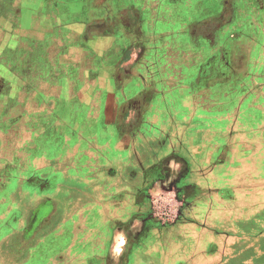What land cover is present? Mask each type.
I'll list each match as a JSON object with an SVG mask.
<instances>
[{"label": "rangeland", "instance_id": "1", "mask_svg": "<svg viewBox=\"0 0 264 264\" xmlns=\"http://www.w3.org/2000/svg\"><path fill=\"white\" fill-rule=\"evenodd\" d=\"M29 1L0 0V54H2L0 57V116L8 108L7 105L11 98L20 97L22 99L20 103L22 105L20 113L22 114L35 109L45 110L46 106L40 105L43 104L40 101L42 98L48 104L56 102L64 104L69 101L70 103L74 101L75 104L90 102L91 105L93 104L97 116L100 113L103 116L106 115L107 123L119 118V122H115V126L111 128L108 126L106 132L110 133V130H115L119 125V130H123L125 138L118 140L117 147L124 149L121 156L118 155L116 160L114 157L111 161L114 169L121 168L122 163H129L130 170H135L138 168L139 162L149 167L144 177V180L147 181L145 197L150 200L144 214L146 220L142 225H137L138 229L136 221H133L132 232L129 231L130 228L126 230L124 225L119 226L115 231L113 250L107 257L108 264H123L121 257L126 254V248L132 241V236L135 234L133 242H141L142 239L140 240L135 232L144 227L148 228L151 224L164 228L172 227L171 258L166 254L165 248L161 249L159 253L160 261L157 260L158 255H154L152 251L144 250L145 260H139V263L232 264L233 262V264H263L264 219L261 220L259 217L264 215V131L261 130L264 129V124L261 125V129L258 128L259 130L256 131L254 128V131L251 127L248 128L247 123L245 125L227 124L228 128L226 130L223 128L221 131L224 130L225 137L230 138L231 141L236 138V142L234 145L231 144L232 146L229 147L231 149L225 148L224 151L230 150L229 153H221L219 157L212 154L214 149L202 155L200 149L191 144L201 139L202 134L195 132L200 125L201 118L209 119L210 122L207 125H212L208 132L204 130L207 133L206 138L209 136V139L212 133L215 134L220 129L214 127L217 124H222L220 121H216L219 119L218 117L264 118V75L260 74L264 67V28H259L256 40L251 41V44L246 42L245 48L240 49L244 53L240 58L235 57L239 51L235 48L237 43L227 40L219 43L215 41L216 37L222 36V29L220 31H215L214 28L210 29L214 32L212 33L214 35L212 42L201 43L198 42L199 38H196L193 42L188 43V47L184 42L175 43L172 39V42L169 41L170 33L171 35L180 33L181 28L179 27L172 34V26H169L170 28L163 27V22L156 21L154 26H146L142 30L139 19L132 11L130 12L133 19L126 17L124 10L118 13L110 12L112 13L110 15L108 11L117 8L115 6L117 0H86V3L78 0L76 4L72 5L74 8L72 13H67L59 20L56 19L57 24L63 26L61 27L63 30L54 41L49 39L52 42L48 43V47H46L47 44H41L43 42L20 43L17 40L22 38L21 31H27L26 29L30 26L33 27L32 24L35 22H41L40 19H36L35 15L31 14L29 21L32 23L30 25L23 22V16L18 17L21 20H18L20 32L19 28L15 29L8 24V21L4 20V18L12 16L11 13L18 14L21 3ZM147 1H151L153 5L156 1L158 2V0ZM54 3V0H50L49 4H45V10L50 14L55 12ZM18 7L20 8L17 10ZM21 11L26 12L27 10L22 7ZM198 13L201 11H188L187 18L191 19ZM227 13L233 16L232 11H227ZM228 18L230 17L228 16ZM168 29L170 33L166 32ZM233 29L228 26L224 30L228 34H232ZM31 30L28 31L31 32ZM194 30L198 31L197 33L201 31L200 27ZM151 35L155 36V43L151 41ZM157 37L159 38L156 40ZM176 38H179L178 35ZM161 40L163 41L160 42ZM153 46L160 47V49H156V51L159 50V57L154 54L155 58H151L150 64L151 61L154 62V66L160 72L166 73L167 77L172 74V53L184 54V49L189 50L190 48L197 56L204 50L213 55L208 60L199 58L200 56L193 59L194 65L202 63L205 69L203 70L202 67V72L197 76L194 75V79L187 88L183 84V88H180L181 91L174 90L175 85L172 84L174 85L172 86V106L164 108L153 106L160 103L158 96L162 94L165 96L168 92L167 88L161 87V90L159 89L157 92L156 86L154 87L157 89L154 91L152 88L150 90L146 87L139 88V84L143 82L142 76L146 74L139 76L137 68L149 58ZM112 48H114L112 53L120 56H116L114 59L109 58V60L103 58L102 56ZM227 52L230 57L226 56ZM215 57H218V61L213 67L212 60ZM127 59H130L134 64V68L132 66L128 75L122 76L120 70L117 69L119 65L124 68ZM237 62H241V65L238 66ZM111 64L113 68L116 67L112 71L108 68H106L107 70L100 69L101 66L105 67ZM92 68L97 70L92 71ZM248 70H252L251 74L248 73ZM42 74H47L46 78H49L50 81L46 80V83L42 85H34L35 80ZM26 78H31L34 82L33 90L29 93L25 92V86H27L25 84L28 83L25 82ZM8 82L14 90L12 93H9L10 87L5 85ZM130 84L137 85L129 90ZM106 86L109 87V91ZM119 88L126 90L128 99H125V95L120 93ZM97 89L98 91H96ZM91 90H94L92 94ZM170 96L168 93L162 103L171 104ZM2 99H7V101L3 103ZM104 101L108 105L106 104L102 110L101 103ZM63 108L64 105L59 107L60 112L57 113L56 108L47 107L50 115L49 126H53L52 128L55 130L58 128L56 126H59L60 130V114H63L61 111ZM53 110L55 114L51 115L50 112ZM155 111L158 113L156 115L160 114L164 118V122L161 124H158L156 116H153ZM75 113L77 112L75 111ZM63 116L67 123L69 116ZM82 116L79 113L80 126L82 125ZM103 125L102 122L101 126ZM20 134L15 135L13 140H11L12 138L4 140L3 143L7 149L1 151L0 158L9 160V157L14 154V146L18 149L19 157L24 158L26 151L22 150L25 146V139L20 138ZM176 136H179L178 140H176ZM249 136L252 141L248 139ZM130 138L132 139L130 140ZM173 139L177 141V144L175 143L177 146L182 144L191 146L194 151L192 157L197 162V166H194L195 171L191 172L190 165L184 159H182L183 161L179 159L180 162H177L175 159L178 157L172 160V154L169 156L168 153L164 156L168 150L169 142H174ZM9 142H11L10 145ZM240 144L243 145L242 150L239 149ZM76 149L77 145L66 150L69 152H66L64 162L57 164L59 172L51 166L40 170L35 169L33 164L28 163L24 169L18 170L19 172L14 174L12 171L10 180H8L9 172L6 171L3 164L0 165V198L4 199L9 195L16 194L22 186L28 193V196L24 197L28 202L38 197L40 190L37 187L28 188L26 181H22V178L38 176L42 178L45 175L52 178L54 175H58L59 182L67 184L74 183L79 176L85 178L88 173L86 169L93 166L85 167L77 162V155L73 156ZM144 150L150 151L151 155L145 158L142 153ZM159 160L163 162L160 167L156 165ZM47 162L48 160L44 157L40 159L37 157L33 160V163L38 167ZM94 170L99 171V168ZM79 185L83 186L84 184L79 182ZM55 191L56 189L53 190L50 187L45 193L51 195V193H56ZM7 198L4 201H8ZM196 198H207L203 207L208 210V214L202 217L194 216L192 220L196 223L190 224L191 220L188 218L189 213L187 212L192 209V202ZM238 199L242 202L239 205L234 203ZM22 205L24 208L28 207L26 203L22 202ZM12 206L16 207L9 203L1 206V209L6 212L0 215V232H9L8 229L3 230V227H8L10 221L13 223L21 221L15 218H6L7 212L13 208ZM223 206L230 212H228L226 225L220 228L215 225V222H217L218 216H221L220 212ZM238 206L246 208L247 212L245 213L247 218L240 220L245 225L240 230L237 228L239 218H235L237 215L232 216L233 209ZM248 207L251 208L249 211ZM254 221L256 224L262 225L259 224L260 227L256 230H250L251 223ZM193 226L197 227L194 229ZM178 227L181 229L178 230ZM201 232H204L203 235ZM10 236L5 234L0 242V264H24L26 260H30L31 250L25 249L24 246L18 248V240L15 236ZM146 237L148 238V236H144V238ZM160 237L163 238L164 234H161ZM11 244H15L17 249H10ZM39 250H34L32 255L33 259H36L33 262H37V264H41V261L38 260L41 257ZM140 252L142 253V251ZM96 261L94 260L93 263Z\"/></svg>", "mask_w": 264, "mask_h": 264}, {"label": "crops", "instance_id": "2", "mask_svg": "<svg viewBox=\"0 0 264 264\" xmlns=\"http://www.w3.org/2000/svg\"><path fill=\"white\" fill-rule=\"evenodd\" d=\"M54 10L55 12L51 13L45 10V4H49L50 0H30L29 2L21 3V9L26 8V12H22L20 7L17 8L19 11L18 14L11 13L9 18H4L5 21H8V24L10 26H13L15 29L19 28L18 25V17L23 16V22L26 25H30V19L31 14L35 15L36 19H40L41 22H35V24H32L33 27L30 26V28L26 29L27 31H21L22 38L17 39L20 43H41L42 45H46L48 47V43L54 41L55 38L61 35V30H63L62 25L59 26L57 24L56 19L59 20V18L65 17L67 13L73 12L74 8L72 5L76 4L78 0H54ZM80 2L86 3V0H79ZM117 4L115 5L116 9H110L108 13L115 12L118 13L121 10H124L126 12V17L129 19L132 18V14L130 11L134 12L139 20L141 18L145 19V25L147 27L154 26L156 24V21L163 22V27L170 28L169 26H172V34L176 28H181L180 33L177 32L175 35H171L168 29L169 35V41L172 39L173 42L179 43L184 42L187 46L189 42H193V40L198 39V42H212V37L214 33L211 28H214V30H221L222 36L216 37V42H222V41H231L234 43H237L235 45L236 49H239V51L235 54V57H242L244 53L240 49L245 48L246 42L248 44H251L250 42L253 40H256V36L258 33L259 28H264V0H158L153 5L150 1L147 5L148 9L145 11L143 8H146L145 1L144 0H117ZM109 5V4H108ZM56 6V7H55ZM112 6V5H111ZM16 9V8H15ZM107 10V8H106ZM201 11V13L196 14L193 18H187L188 11ZM227 11H232L233 16L228 15ZM226 12V13H225ZM23 13V14H22ZM114 13V14H115ZM112 13H110L111 15ZM87 15V14H86ZM228 15L230 18H228ZM15 16V17H14ZM175 16V17H173ZM1 19V16H0ZM44 22H43V21ZM133 21V20H132ZM44 24H43V23ZM155 22V23H154ZM182 22V23H181ZM38 24V25H36ZM172 24V25H171ZM231 26L234 29L232 30V34H228L225 32V27ZM185 29H184V28ZM201 29L199 33H197L194 29ZM258 27V28H257ZM8 29V28H6ZM21 28L18 29V31ZM31 30L29 32L28 30ZM205 30V31H204ZM224 30V31H223ZM248 30V31H246ZM8 31V30H7ZM217 31V32H219ZM6 32V30H5ZM4 32V33H5ZM20 32V31H19ZM231 32V31H230ZM60 34V35H58ZM178 35L179 38H176ZM172 36V38L170 37ZM176 38V39H175ZM256 38V39H255ZM52 41H50V40ZM167 39V38H166ZM230 39V40H229ZM161 40L160 42H162ZM259 41V40H258ZM32 43V44H33ZM189 47V46H188ZM1 49V48H0ZM245 51V50H244ZM42 54V52H41ZM251 54V53H250ZM2 54H0V57ZM200 56V57H199ZM199 56L194 55L193 51L184 49V54H176L172 53V74L167 77V74L164 72H160V70L154 66V83L153 86H156L157 88H167L168 93H170V102L169 103H162L165 96H158L161 99H159L160 103L154 105L153 107H161L164 108L166 106H172V86L175 85L174 90H179L183 88L182 85L187 88L188 84L192 82L194 79V75H198V73L202 72V67L204 66L202 63L201 65H198L197 63H193L194 58H202L205 60H208L213 57L212 54H210L208 51L204 50L202 51ZM159 57V56H157ZM123 58H125L123 56ZM190 61V62H189ZM144 63L140 64L137 68L138 71H140ZM237 65H241V62H237ZM132 66L134 68V64L130 61V59H127L126 64L123 68L119 65L117 70H120L121 75L127 76L129 71H131ZM116 68V67H115ZM264 68V67H263ZM261 69L262 75H264V69ZM205 68L203 67V70ZM122 70H124L122 72ZM158 70V71H157ZM94 71V70H93ZM252 70H248V73L251 74ZM205 71L203 72V74ZM28 76V75H26ZM47 74H42V76L38 77L35 80V83L31 78H26L25 82L27 81L25 85V92L29 93V91L33 90V83L34 85H42L46 83L47 81H50L49 78H46ZM181 77V80H179ZM185 77V78H184ZM40 79V80H39ZM174 84V85H172ZM177 84V85H176ZM10 87L9 93H12L14 90L11 87V84L8 82L5 84ZM151 84H149V87L147 86L146 89H151ZM181 88V89H180ZM132 88L129 87V90ZM92 91V90H91ZM98 91V89L96 90ZM41 92V91H40ZM94 92V90L91 92V94ZM1 93V92H0ZM90 94V96H91ZM43 96V93H41ZM41 97V96H40ZM175 99V98H174ZM44 99L40 100L44 105L46 106L45 110H38L35 109L34 111H26L25 113H20V105L22 99L20 97L18 98H11V100L8 102L7 109L4 111L2 116H0V155L1 151H5L7 147L3 143L4 140H13V137L20 134V138L25 139V146L22 151L24 152V158L19 157V152L17 147L14 146V154L9 157V160H5L3 158H0V165H4V168H6V171L9 172L8 180H10L11 172L14 171V174L19 172L18 170L24 169L28 163L33 164L35 169H41L51 166L55 170H58V163L64 162L63 159L66 156V151L68 148L75 147L77 145L76 152H74V157L77 155V162L82 164L83 166H93L92 168L88 167L86 171L85 178H80L79 176L77 179H75L74 183H64L59 182V176L54 175L52 178H48V175H45L44 177H29V178H22V181H26V185L29 187L38 188L40 190V194L38 197H35V199H32L30 202H28L25 198L28 196L27 191L25 192V188L22 186L19 191L16 194H13L12 196L9 195V197H5L4 199L0 198V215L2 213H5L6 210L1 209V206H4L6 203L8 205H16V207H13L7 215V219H19L21 220L18 223H13L10 221L8 223V227H3V230H9V232H0V242L2 241L5 234L11 235L12 237H17L22 233L25 232L26 229V220L28 218V215L32 212V210L37 206L40 202H42L44 199L48 200L49 203H55L56 209L58 212L63 213V218H76L77 212L81 213L78 218L82 219L85 217H88L95 213L94 211H106L107 214L104 216V219L106 220L111 219L109 223V227H112V232H110L113 235L110 250L109 253L113 250V240L114 237H116L115 231L119 228V226L124 225V228L126 230L133 229L132 225L133 221H136V226L138 224H143L146 219H144L145 211L148 209L150 200L148 197H145L146 192V180H144L142 185V190L137 194V197L134 198H128L127 194H116L115 196L107 194L106 191L108 190V186L110 183H108L109 179H111L109 176L104 177L107 175L105 173L107 166L109 163L113 160V153L110 152V150L107 148V144L105 141H107V135L103 136L99 134L100 131H104V125L101 126V123H107L106 121V115H100L93 112V114H89L88 116L84 115L81 117V126L78 127L77 133H73L74 125H75V118L74 120H68L67 123L65 121V117H63V114H60V130L59 126H57L58 130L52 128L53 126H49V110L47 109L48 106L56 108V112L59 113L60 110H58L59 107H63L64 104H60V102H56L53 104H48L43 101ZM47 101V99H45ZM7 99H2V102L5 103ZM33 101V100H32ZM107 103L102 102V110L103 107L106 106ZM0 105H1V99H0ZM48 105V106H47ZM61 105V106H60ZM72 105H75V102H72ZM108 105V104H107ZM41 107V106H40ZM39 107V108H40ZM62 109V108H61ZM63 113V110H61ZM53 115L55 114L52 113ZM102 112V111H101ZM72 114V113H70ZM153 112V116H156V121L158 124H161L164 122V118L162 115H156ZM62 115V116H61ZM94 116L96 119H94ZM58 117V116H57ZM158 117V120H157ZM216 121H220V124L215 125L214 127L220 128L218 129V132L215 134L212 133L211 138L209 139V136L206 138V134L204 132L207 131L212 125L209 124L210 120H203V118L200 119V125L197 127V130L195 132H200L202 135L200 136L201 139L198 140L196 143H192L191 145H194L195 147L200 149V153L206 154L212 151L213 149V155L215 154L216 157L221 156V153H229L230 150L224 151L225 148H229L230 146L234 145L236 142V138L231 141L230 138L227 139L224 135V130L228 128L229 125L227 124H248V128L251 127V129L256 131L258 128L261 129V125L264 124V118H254L252 116H248L246 118L237 117L232 118L229 116H222L218 117ZM163 121H162V120ZM99 120V121H98ZM105 120V121H104ZM58 121V120H57ZM227 122V123H226ZM78 124H80V118L77 121ZM225 123V124H224ZM224 124V125H223ZM97 125H99L97 127ZM82 127V128H81ZM221 131V129H223ZM53 129V130H52ZM253 130V131H254ZM259 130V129H258ZM264 131V129H261ZM60 131V133H58ZM252 131V132H253ZM257 133V132H256ZM72 135V136H71ZM101 135V136H100ZM233 136V135H232ZM176 140H178L179 136L175 137ZM250 141H252L251 136L248 138ZM174 142H169V146L167 147V152L165 155L171 156L172 154V160L175 159L177 162L180 160L188 163L190 165L191 172L195 171L194 166H197V162L192 157L193 150L191 146L187 144H182L180 146H177V141L173 139ZM206 140V141H205ZM176 141V142H175ZM205 141V142H204ZM181 141H179L180 143ZM176 143V144H175ZM182 143V142H181ZM11 142H9V145ZM175 144V145H174ZM232 144V145H231ZM13 146V145H12ZM243 145H239V149L242 150ZM231 149V148H229ZM35 153V154H34ZM123 153V152H122ZM39 154V155H38ZM32 156V157H30ZM26 157V159H25ZM37 157L40 159L41 157L46 158L48 162L38 167L33 163L34 159H37ZM24 159V160H23ZM180 159V160H179ZM76 161V160H75ZM163 164L162 160H159L156 164L157 166H161ZM69 165V164H67ZM74 165V164H73ZM73 165H71L73 167ZM95 165V166H94ZM75 167V166H74ZM84 167V168H85ZM99 168V171H96L94 169ZM76 170V169H75ZM104 175V176H103ZM188 176V175H187ZM69 177V176H67ZM170 177V175H169ZM187 178V177H186ZM74 179V178H73ZM115 181V180H112ZM79 182H82L84 185L80 186ZM114 184V182H112ZM186 183V182H185ZM52 188L53 190L56 189V193H51V195H48L46 192L47 189ZM109 191V190H108ZM29 192V191H28ZM64 193V195H62ZM35 193V192H34ZM36 195V194H34ZM114 195V193H113ZM104 196V197H102ZM25 197V198H24ZM8 199V201H4L5 199ZM21 199V200H20ZM45 200V201H46ZM113 200L121 201L122 204H126L127 207L124 205V212L123 214L117 215L113 213V208L111 207L114 203ZM238 200H235L234 203L240 202ZM26 203L28 207L24 208L22 205V202ZM25 201V202H24ZM27 201V202H26ZM207 202V198L205 199H194L192 202V209L188 210L187 213H189L188 218H190L191 222L190 224H195L196 222L192 220V218L195 217H202L205 216L208 210H205V206ZM100 204H104L105 206L101 208ZM235 205V206H237ZM3 208V207H2ZM216 209H219V206L216 207ZM248 211L251 209L250 207L247 208ZM117 211L114 209V212ZM57 212V215H58ZM85 212L90 213L89 215H86ZM229 211L222 207V211L220 212L221 216H218L217 222H215L217 226L222 228V226L226 225L227 217L229 215ZM113 213V214H112ZM246 208H242L241 206L235 207L232 212V216H236L235 218L238 219V230L244 228V222H241L240 220L243 218H247L245 216ZM100 215L96 214L94 217L98 219ZM1 219V217H0ZM259 219L263 220L264 215L262 214ZM23 220V222H22ZM213 221V220H212ZM22 222V223H21ZM214 222V221H213ZM241 223V224H240ZM240 224V225H239ZM243 224V225H242ZM260 224V223H259ZM259 224L251 223L250 230H256L259 226ZM262 225V224H260ZM25 227V228H24ZM197 227V226H193ZM1 228V226H0ZM138 229V226L136 227ZM135 228V229H136ZM169 228V229H168ZM159 227L157 225H150L148 228L144 227L142 230L135 232L137 233V237L142 239L141 242H133V236L132 241L129 243L128 248H126V254L122 255L121 261L123 264H145L144 262L139 263V260L144 261L145 257L144 250L152 251L154 255L157 256V260L160 261L161 257L159 253L161 252V249L167 250V255L169 258H171V245H172V238L170 236L172 235V227ZM176 228V227H174ZM201 228V227H200ZM208 228V227H206ZM181 229V227H178V230ZM195 229V228H194ZM203 229V228H201ZM134 231V230H133ZM203 231V230H202ZM204 232H201L203 235ZM209 233V232H207ZM142 234V235H141ZM161 234H164V237L168 238H161ZM10 236V237H11ZM144 236H148V238H144ZM43 235L42 231L37 233L35 240H33L30 244H28L29 247L26 245H23L25 249L31 250L30 254V260H26L24 264H37L36 259H33L32 255L34 254L33 251L40 249L39 252L41 253V249L43 247L42 241ZM139 240V239H138ZM15 245V244H14ZM13 244H11L10 249H13ZM15 249V248H14ZM142 251V253L140 252ZM141 253V254H139ZM41 256V254H40ZM41 259V257H40ZM38 259V260H40ZM233 264V262H232ZM245 264V263H244ZM264 264V263H263Z\"/></svg>", "mask_w": 264, "mask_h": 264}, {"label": "flooded vegetation", "instance_id": "3", "mask_svg": "<svg viewBox=\"0 0 264 264\" xmlns=\"http://www.w3.org/2000/svg\"><path fill=\"white\" fill-rule=\"evenodd\" d=\"M144 1L146 8H143V10L145 11L146 9H148L147 5L148 4L150 5V2H148L147 0ZM139 22L141 24L142 30H144V28L146 27L145 19L141 18ZM127 36H129V34H127ZM154 37L155 36L152 35L150 36L151 41L155 43ZM158 38L159 37H157L156 40ZM170 42L172 41L170 40ZM156 49H160V47H154V46L152 47V51L150 52L151 54H149V58H147L149 60L146 59V61L142 66L143 69H141L138 72L139 76L140 75L142 76L144 74L147 75V76L146 75L142 76L143 82L139 84V88H143L147 86L149 87V84H151L152 91L157 89L153 86V84L155 85L154 83L155 79L153 78L154 77L153 69L155 63L154 62L152 63L151 61L150 64L151 58L152 59L155 58L154 54H157L156 57L158 56L159 50L156 51ZM113 50L114 48L108 50L107 54H104L102 57L109 60V58L114 59L116 58V56L117 57L120 56L112 53ZM226 54L227 57H230V55L228 56V52ZM217 58L218 57H215L213 58L214 60H212L213 67L216 66V63L218 61ZM106 68H108L111 71L115 69V67L113 68L112 64L106 65L105 67L103 66L100 67L101 70H107ZM93 70L95 71L97 69L92 68V71ZM0 77H1V73H0ZM66 78L68 77L66 76ZM122 79L127 80L126 78H122ZM78 80L80 82L79 78ZM130 85H131L130 87L133 88L137 84H130ZM106 88L108 89L107 91H109V87L106 86ZM119 89L118 90L120 91V93L125 95V99H128V96L125 92L126 90L121 88ZM159 89L161 90V88H158L156 92ZM160 96H163V94ZM93 107H94L93 104L91 105L90 102L85 104H75V105H72L70 101L69 103L68 102L64 103L63 115H66V117L69 116L68 120H74L73 117L75 118L74 122L76 121V123L73 127L74 129L73 133H75V135L77 133L76 131L78 127L80 126L77 123L79 119V113H81L83 116L84 115L88 116L91 113L93 114V112L95 111ZM75 111L77 113H75ZM94 119H96L95 116ZM115 122H119L118 117L114 121H110L109 123L105 122L104 131L103 130L102 132L100 131L99 134L102 135L103 133V136L107 135V141H105L107 144V148L110 150V152L114 153L113 159L115 157L116 160V156L118 155L121 156L124 149V148L120 149L117 147L119 143L118 140H123L125 138H124L123 130H119L120 129L119 125L115 130H110L109 131L110 133L108 134L106 133L108 131L107 127L109 126L111 128L112 126H115L114 124ZM58 133H60V131H58ZM131 139L132 138H130V140ZM142 153H144L145 158L151 155L150 151L148 150H144V152ZM128 164L122 163L121 168L114 169L112 162L109 163L105 171L107 176L111 178L108 180L109 181L108 183H110V185H107L109 190L106 191L107 194L109 193V195L115 196L116 194H121L123 192L122 194H125L124 196H126L127 194L128 198L135 199L137 197V194L141 192V190L143 189L142 185L144 183L143 182L144 177L146 176L149 167L139 162L137 169L130 170ZM112 182H114V184ZM46 199H44L37 206H35L32 212L28 215V218L26 220L25 232H22L17 237L18 248L22 247L23 245L28 246V244H30L33 240H35L37 233L42 231L43 247L41 249V259H40L41 264H108L107 257H108V252L110 250L113 235L110 233L112 232V227H109V223L111 219L108 218L106 220L104 219V216H106L107 212L104 210L98 212L94 211L95 213L82 219L78 218L81 213L77 212L76 218L75 217L72 218L70 216V218L65 217L62 220L61 218L63 216V213L57 211L56 205H54L55 203H49L48 200ZM113 202L114 203L112 204L111 207L113 208L114 214L120 215L125 213L124 208L127 207L126 204L124 203L122 204L120 200L119 201L113 200ZM100 205L101 208L105 206L104 204H100ZM114 209H116L117 211L114 212ZM85 214L89 215L90 213L85 212ZM96 214L100 215L98 219L94 217ZM13 247L17 249V246L14 244ZM94 260L97 261L93 263Z\"/></svg>", "mask_w": 264, "mask_h": 264}]
</instances>
